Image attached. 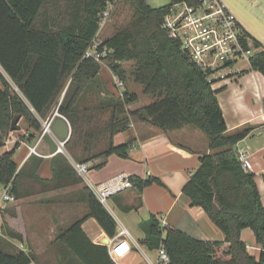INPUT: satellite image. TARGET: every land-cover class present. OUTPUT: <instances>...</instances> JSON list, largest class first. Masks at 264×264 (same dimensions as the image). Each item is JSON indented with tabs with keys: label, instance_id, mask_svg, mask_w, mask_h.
I'll use <instances>...</instances> for the list:
<instances>
[{
	"label": "trees",
	"instance_id": "obj_1",
	"mask_svg": "<svg viewBox=\"0 0 264 264\" xmlns=\"http://www.w3.org/2000/svg\"><path fill=\"white\" fill-rule=\"evenodd\" d=\"M123 1L134 7L133 17L100 40L99 49L111 50L107 58L111 71L125 83L130 79L141 85L152 98L151 103L133 110L128 106L137 102L139 95L128 85L120 94L109 92L101 78V63L85 57L98 40L104 12L112 6L111 16ZM179 1L153 6L148 0H0V66L9 76L0 70V146L12 131L15 116L21 115L34 128L35 132L29 133L33 138L42 131L41 120L58 110L72 126L66 144L71 156L92 161L91 168H97L112 154L129 156L131 142L117 145L114 137L129 129L132 119L147 121L165 132L194 126L209 137L210 152L200 157L201 165L183 192L191 205L204 208L225 239L201 240L177 228L163 230L158 216L152 215L141 222L143 244L155 249L163 243L170 257L167 264H264V204L255 174L239 161L236 147L252 128L227 132L208 72L194 64L181 41L163 28L165 15ZM253 42L257 50L251 68L264 74V47L254 36ZM129 62L133 63L130 74L124 66ZM13 156L14 150L0 155V183L17 193L28 165L19 169ZM30 160L35 165L34 178L43 181L38 174L41 159ZM52 161L54 181L64 178L68 184L83 183L78 195L88 208L54 241L59 264H117L108 246L93 242L83 229V223L94 217L113 238L118 228L115 217L84 184L65 154L54 155ZM133 180L141 192L147 185L161 183L153 176ZM6 212L8 208L2 213L0 264L36 261L35 252L12 241L25 240L8 224ZM9 213L15 215L16 211ZM247 227L262 246L258 259L241 240V230Z\"/></svg>",
	"mask_w": 264,
	"mask_h": 264
},
{
	"label": "crops",
	"instance_id": "obj_2",
	"mask_svg": "<svg viewBox=\"0 0 264 264\" xmlns=\"http://www.w3.org/2000/svg\"><path fill=\"white\" fill-rule=\"evenodd\" d=\"M148 1L153 6H161L170 0L166 3ZM222 2L264 46V0ZM247 5L249 9L246 8ZM0 70L9 78L1 66ZM136 85L134 89L128 86L139 95V100L129 105L132 110L152 102V98L144 93L143 87ZM212 87L217 90L228 126L227 132L252 128L251 133L240 140L236 147L238 151H245L249 155L251 171L255 174L264 204V74L248 68L236 77L212 84ZM55 112L56 110L53 114ZM23 119L18 123L19 128L11 131L0 146V155L14 150L13 159L19 169L28 165L26 176L17 188V193L11 192L9 186L15 200L5 199L6 186L0 183V234L3 232V210H15V215L6 212V219L12 228L24 236L25 241L12 239L14 244L36 253L37 260L30 264H52L51 255L58 254L54 241L59 232L88 212L87 205L79 200L78 195L83 183L68 184L64 178L53 180L55 163L52 159L60 152L52 154L46 142L38 146L42 155L32 153L30 146L36 144L38 137L29 138V133L35 130L26 121L23 122ZM41 122L43 126L44 120ZM114 141L117 145L131 142L129 156L110 155L103 166L93 167L85 176H81L84 184L92 186L122 173L129 174L132 178L146 179L153 176L161 180V183L147 185L142 192L135 184L113 195L105 205L117 221V235L123 227L128 228L131 234L128 240L132 244V250L127 254L114 257L108 247L117 264H122V260L128 259L133 253L136 256L139 252L146 262L144 264H147L148 259L158 258V248L150 249L143 244V228L141 232L137 231L142 235L134 236L132 233L134 229H141L139 223L149 220L152 215L165 216L167 227L180 229L197 239H225L224 232L211 220L204 208L191 205V199L183 192L185 185L201 165L200 157L210 152V140L203 131L188 125L180 130L165 132L147 121L132 119L129 129L116 134ZM33 155L39 159H35ZM32 157L35 161L41 159L38 174L43 181L34 178L35 165L30 160ZM67 158L71 162L68 156ZM94 219L90 217L83 223V229L93 242L103 244L107 237L112 239ZM90 221L98 223L97 235L94 234L96 229L89 225ZM240 236L247 244L250 254L260 258L262 246L257 242L254 231L244 228ZM145 248L155 253L148 254Z\"/></svg>",
	"mask_w": 264,
	"mask_h": 264
},
{
	"label": "built area",
	"instance_id": "obj_3",
	"mask_svg": "<svg viewBox=\"0 0 264 264\" xmlns=\"http://www.w3.org/2000/svg\"><path fill=\"white\" fill-rule=\"evenodd\" d=\"M112 6L103 14L101 25L104 26L110 17ZM165 28L171 37L181 41L183 49L190 59L202 70L208 72L207 79L211 84L236 77L238 74L251 68V57L257 50L253 42V35L248 32L238 17L225 5L222 0H182L174 3L163 20ZM248 32V33H247ZM101 41H95L85 52V57H92L101 64H106L110 49L100 50ZM230 63H227V62ZM242 63V64H241ZM115 83L120 92L125 89V82L113 71ZM58 110L44 120L42 131L37 142L30 146L32 153L41 154L38 146L46 143L45 136L53 134L51 129ZM62 115V114H61ZM57 152L66 154L80 176H85L91 169L92 161H78L68 152V140L56 139ZM42 155V154H41ZM238 159L246 170H252L248 153L238 151ZM134 180L129 174H118L110 179L89 186L97 198L107 205L111 197L118 192L133 187ZM4 197L6 200H15L16 197L6 186ZM160 226L164 230L168 226L165 216H158ZM131 234L128 228L123 227L120 233L109 241L102 242L110 247L114 257H121L132 250L129 242ZM169 254L163 243L158 247V258L147 260V264H167Z\"/></svg>",
	"mask_w": 264,
	"mask_h": 264
},
{
	"label": "rangeland",
	"instance_id": "obj_4",
	"mask_svg": "<svg viewBox=\"0 0 264 264\" xmlns=\"http://www.w3.org/2000/svg\"><path fill=\"white\" fill-rule=\"evenodd\" d=\"M150 1L152 3H154V2L166 3L169 0H150ZM246 8L249 9V6L247 5ZM134 12H135V9L129 2H127V1L124 2L123 1L122 5L119 7V9L114 11V13L107 20L106 24L104 26H102V28L100 29V31L98 33V35H99L98 36V40L102 41V39H104L107 36L113 34L117 29L125 26L132 19ZM262 47H264L263 44H262ZM101 66H102L101 78H102V81L104 83H106L108 91L109 92H115L116 94H120V88H118L116 83H115V78L113 76V73L111 71L109 63L107 62L106 64H101ZM124 66L127 69L128 74H130V71H131V69L133 67V63H131V62L125 63ZM0 84H1V82H0ZM127 85L130 88H132V89L136 88V86H137L136 83H134L130 79H128L127 83H125V86H127ZM87 100H89V99H87ZM93 103H97V101H95ZM128 109H131V108H129V106H128ZM107 115L108 114L103 115V118H106ZM23 122H25L24 119H23ZM103 146L104 145H102V147ZM89 225H91L93 228L96 229V230H94V234L97 235L98 234V227H99L98 223L97 222L93 223L92 221H90ZM139 225L141 227L140 223H139ZM141 230H142V227L139 230L138 229L137 230L136 229L132 230V233H133L134 236L142 235L141 233H137V231L141 232ZM145 250H146V252L148 254H154L155 253V251H151V250L146 249V248H145ZM47 257H49V256H47ZM51 261H52V264H59V256H58V254L51 255ZM144 263H146V262L144 261V258H143L142 254L140 252L136 256L133 253V254L130 255V257L128 259L122 260V264H144Z\"/></svg>",
	"mask_w": 264,
	"mask_h": 264
},
{
	"label": "water",
	"instance_id": "obj_5",
	"mask_svg": "<svg viewBox=\"0 0 264 264\" xmlns=\"http://www.w3.org/2000/svg\"><path fill=\"white\" fill-rule=\"evenodd\" d=\"M227 63H230L229 61ZM22 116L17 115L12 121V126L11 130L14 131L18 129V123L21 120ZM51 129L53 131L54 135L47 134L45 136V140L50 146V151L52 154L56 153L58 150V145L56 142V139L61 140V141H66L69 140L72 134V126L70 121L63 115L58 114L51 126ZM106 243L109 241V238H106Z\"/></svg>",
	"mask_w": 264,
	"mask_h": 264
}]
</instances>
